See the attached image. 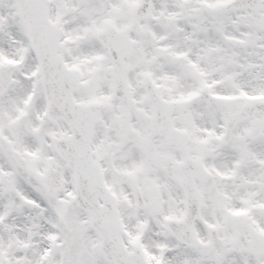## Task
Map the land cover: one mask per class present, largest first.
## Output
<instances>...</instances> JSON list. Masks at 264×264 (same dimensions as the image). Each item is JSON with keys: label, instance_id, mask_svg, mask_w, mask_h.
<instances>
[{"label": "snow or ice", "instance_id": "snow-or-ice-1", "mask_svg": "<svg viewBox=\"0 0 264 264\" xmlns=\"http://www.w3.org/2000/svg\"><path fill=\"white\" fill-rule=\"evenodd\" d=\"M0 264H264V0H0Z\"/></svg>", "mask_w": 264, "mask_h": 264}]
</instances>
